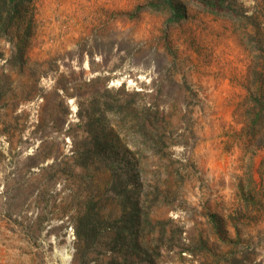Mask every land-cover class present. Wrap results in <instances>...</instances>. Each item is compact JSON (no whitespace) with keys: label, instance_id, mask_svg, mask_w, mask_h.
Here are the masks:
<instances>
[{"label":"rangeland","instance_id":"rangeland-1","mask_svg":"<svg viewBox=\"0 0 264 264\" xmlns=\"http://www.w3.org/2000/svg\"><path fill=\"white\" fill-rule=\"evenodd\" d=\"M152 2L31 0L0 29V264H264V250L240 253V237L211 228L226 173L264 178V128L250 127L253 98L264 103V0L237 4L259 33L199 1L171 23ZM94 95L124 103L93 127L117 137V168L78 158L91 139L78 105L86 114ZM150 104L153 133L138 127ZM86 217L101 225L84 256Z\"/></svg>","mask_w":264,"mask_h":264},{"label":"trees","instance_id":"trees-1","mask_svg":"<svg viewBox=\"0 0 264 264\" xmlns=\"http://www.w3.org/2000/svg\"><path fill=\"white\" fill-rule=\"evenodd\" d=\"M31 0H3L2 5H0V29H2L5 33H7L8 29L11 28L13 19L16 17V14L19 13L21 7L25 6L26 3H30ZM184 0H153V2L150 4V7L156 11L159 12H168L171 14V19L169 22H179L184 19ZM188 1H199L201 5L205 7L207 11L213 14L219 13L218 11H222L227 17L236 20L238 22L242 20H246L253 24L255 30L257 33H259V28H257L256 22H254V16L249 15L248 11L243 8V5L241 4L240 7H237L238 0H188ZM10 3V4H9ZM9 4L12 5L10 9H7L5 6ZM257 43H259L258 40H253ZM1 55V54H0ZM24 51L21 47L18 46V53H16V59L12 60L15 62V64H22L24 63ZM264 83V80H263ZM260 88H263V86H260ZM124 88L118 89L116 92L118 94H121L123 92ZM106 92H109L107 90ZM66 96H71L72 98H76L77 100H80V96H77V94H67V92H64ZM135 96H141L140 92L134 93ZM73 95V96H72ZM78 97V98H77ZM66 99V97H65ZM102 101L100 102L96 95L93 96L91 105L89 108H87V113L84 114L82 110V106L79 103L78 108V116L82 118V120H86V127H88V132L90 135L89 140H86L84 143V146H86V150H82L78 152V158L81 159V164L84 166H88L91 163H100V165H104L109 168H117L120 163L116 159L117 155H112L109 153L108 150L116 148V138L115 134L113 132L110 135L109 131H106V127L102 126L101 129L104 130L105 133L99 134L98 129L93 128L94 122H100L102 124H105V121L103 120L106 116L105 114L108 111H115V112H121L124 110V103L120 100L110 101L107 98H105V95H102ZM122 100V99H121ZM253 101L255 103V107L257 108L255 113H251L252 115V121L250 124L251 129L255 130L256 128H264V103L262 102L261 98L255 97L253 98ZM154 106L153 104H150L149 108L145 110V117L143 121L141 119L138 120V127L142 131H146L149 133L154 132V123L153 119H155L154 116ZM66 114H69V108H65ZM99 116L95 119L92 117L94 115ZM86 115V116H85ZM140 118V117H139ZM94 120V121H93ZM69 124L68 119L64 118L63 125ZM108 130V129H107ZM96 131V133L94 132ZM93 141V142H92ZM92 142V144H91ZM127 198V197H126ZM128 199V198H127ZM126 212H123V218H125ZM131 218H132V224L135 225V221L138 219V207L137 204H132V210H131ZM85 221H82L80 226L77 227V235L78 238L84 239L86 243V248L83 250V255L86 256L87 252L90 249H93V247L96 245L98 241V233L99 230V223H93V221L86 217L84 218ZM81 221V220H80ZM83 264H86V261H83Z\"/></svg>","mask_w":264,"mask_h":264},{"label":"crops","instance_id":"crops-1","mask_svg":"<svg viewBox=\"0 0 264 264\" xmlns=\"http://www.w3.org/2000/svg\"><path fill=\"white\" fill-rule=\"evenodd\" d=\"M248 176L250 180H247ZM218 185L229 196L224 202L219 199L221 203L216 211L224 214V218L217 222L218 225H211L214 236L221 233L218 230H223L227 236L240 237V253L264 250V178L258 180L252 169L242 165L233 173H226Z\"/></svg>","mask_w":264,"mask_h":264}]
</instances>
